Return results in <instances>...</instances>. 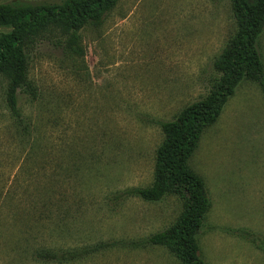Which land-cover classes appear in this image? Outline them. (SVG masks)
Here are the masks:
<instances>
[{
    "label": "rangeland",
    "instance_id": "1",
    "mask_svg": "<svg viewBox=\"0 0 264 264\" xmlns=\"http://www.w3.org/2000/svg\"><path fill=\"white\" fill-rule=\"evenodd\" d=\"M230 5L118 0L73 47L61 35L35 41L27 91L16 94L24 129L0 76V264H179L162 247L133 244L170 226L182 200L123 193L152 182L157 124L218 79L213 57L236 30ZM10 29L0 26V35ZM257 43L264 67V30ZM188 166L211 201L199 258L264 264V95L255 81L235 87ZM41 251L72 256L35 258Z\"/></svg>",
    "mask_w": 264,
    "mask_h": 264
},
{
    "label": "trees",
    "instance_id": "2",
    "mask_svg": "<svg viewBox=\"0 0 264 264\" xmlns=\"http://www.w3.org/2000/svg\"><path fill=\"white\" fill-rule=\"evenodd\" d=\"M118 0H64L56 4H0V26L10 25L0 35V76L5 81L4 101L18 126L20 119L16 94L27 91L26 49L35 41L52 35L65 36L73 47L77 33L88 23H97ZM235 33L213 57L212 68L219 74L207 94L184 106L173 119L158 123L162 142L155 151L152 182L124 192L146 202H159L170 194L182 200L181 210L166 229L151 234L133 246L162 247L179 264H205L198 256V235L211 204L204 181L188 166L202 132L219 117L228 98L242 81H255L264 95V67L257 50L264 30V0H230ZM35 98L34 95L31 97ZM23 123V124H22ZM101 246H106L102 243ZM38 259L70 258L54 251L33 254Z\"/></svg>",
    "mask_w": 264,
    "mask_h": 264
}]
</instances>
